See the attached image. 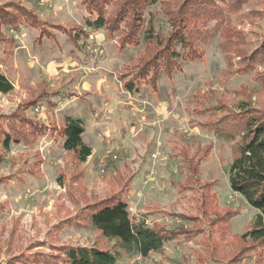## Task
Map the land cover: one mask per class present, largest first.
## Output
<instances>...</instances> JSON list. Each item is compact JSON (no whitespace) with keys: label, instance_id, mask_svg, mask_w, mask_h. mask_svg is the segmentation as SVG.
<instances>
[{"label":"rangeland","instance_id":"1","mask_svg":"<svg viewBox=\"0 0 264 264\" xmlns=\"http://www.w3.org/2000/svg\"><path fill=\"white\" fill-rule=\"evenodd\" d=\"M80 1L0 0L15 21L0 24V73L13 86L0 93V135L20 118L41 129L31 144L4 148L0 139V264H65L66 247L115 251L116 264H203L205 247L235 242L257 214L229 187L239 141L224 140L230 128L211 126L243 115L242 107L264 112V0L196 10L209 19L194 29L190 17L199 39L183 56L193 60L177 67L166 57L153 63L158 48L132 31L142 25L111 37L85 30ZM181 1L145 8L143 29L153 17L156 32L171 31L167 22ZM220 10L224 19L214 28L211 16ZM144 65L154 69L139 77ZM131 81L136 96L125 90ZM68 116L84 123L91 155L82 164L61 147ZM113 195L124 198L133 221L172 240L146 258L117 250L84 221V210ZM244 246H224V256L206 264H264L263 242Z\"/></svg>","mask_w":264,"mask_h":264},{"label":"trees","instance_id":"2","mask_svg":"<svg viewBox=\"0 0 264 264\" xmlns=\"http://www.w3.org/2000/svg\"><path fill=\"white\" fill-rule=\"evenodd\" d=\"M159 1L81 0V7L88 14V18L84 21V29L92 32L104 30L111 37L116 32H120L122 26L127 31V29H131L132 27L136 28V24L142 25L140 30L138 27L136 28L137 32L132 31L148 46L158 48L157 51L159 53L154 54L157 59H154L153 63L166 57L174 63L173 66H180L181 62L193 60L191 56L189 58L183 56L187 52H193L194 45L191 38L194 40L199 39L196 31L188 27L190 26V17L195 16L197 18L198 23L195 24L196 27L194 29L198 28V24L202 29L204 21L209 18L204 11L197 14L196 10H204V7L213 9L215 2L224 3L225 0H182L181 4L175 7L176 9L171 13L170 20L167 22L171 31L167 30L168 32L164 33V30H160L161 32H156L155 22L158 23V21L153 17L147 27L143 29V14L146 13L148 8H154ZM109 6L111 9L107 10ZM231 7L233 9H230V13L235 11L236 5L232 2ZM145 8L146 10H144ZM133 18H135V25L132 24ZM211 18L215 21L212 26L216 28L223 21L224 14L220 10L219 13L211 16ZM0 21V24L4 25L15 23L14 17L11 18L7 15L2 7H0ZM16 25H13L15 30ZM79 37L78 33L75 34L72 37L73 42L78 40ZM124 38L126 39V35ZM123 41L125 45L128 44V41ZM225 47L226 45H221L223 51ZM160 51H164L165 53ZM259 51L264 55V46ZM256 53V55L259 54L258 51ZM253 60L256 59H253L252 56L250 61ZM144 66L139 69L137 74L139 77H143L141 75L143 72L144 76L145 74H151L150 71L154 69H147ZM156 79L158 78L156 77ZM262 80L264 85V76ZM135 83L131 81L125 85V90L131 96L138 94ZM12 90V84L0 73V93L8 94ZM246 108H241L243 115L235 118L228 117L223 122H216L215 125L212 124L211 129L215 132L221 131L220 133H222L224 128H230L232 135H229V130H227L228 132L223 131V133H228L227 137L224 135V140L232 141L236 144V137L239 141L235 149L234 159L228 168L229 187L233 194H237L243 198L252 209L257 211V214L253 219L251 228L243 233L235 242H225L221 237L220 247H217L215 243L210 244V247H205V245L203 264H206V260L211 259L214 254L218 257L224 256V246L227 252H235L238 247L245 249L244 243H264V112L259 109ZM228 119L229 121H227ZM17 121L19 122L18 125L8 122L9 128L5 130L6 134L1 133L0 135L1 144L4 148H8L11 142L31 144L34 141L32 137L37 136L41 132L40 126L32 122V120L20 118ZM25 127H28L27 131H25ZM84 132V123L81 119L73 116L65 118L61 129V147L65 152H72L77 162L81 164L85 163L91 155V149L82 142ZM235 133L236 135L233 137ZM84 216V221H88V225L99 232L103 238L114 242L117 250H123L130 254L134 253L141 258L148 257L152 252L160 251L164 242L172 240V236L164 237L159 232L149 229L143 221H133L127 211V204L124 198L118 195L109 196L96 202L94 206H90L84 210ZM171 234L175 235L174 232ZM241 252L240 250L239 253ZM115 253V251L103 250L98 247H66L62 254L65 258V264H116L117 257ZM43 264L48 263L43 262Z\"/></svg>","mask_w":264,"mask_h":264},{"label":"built area","instance_id":"3","mask_svg":"<svg viewBox=\"0 0 264 264\" xmlns=\"http://www.w3.org/2000/svg\"><path fill=\"white\" fill-rule=\"evenodd\" d=\"M50 0H39V4L40 5H45L47 3H49Z\"/></svg>","mask_w":264,"mask_h":264}]
</instances>
